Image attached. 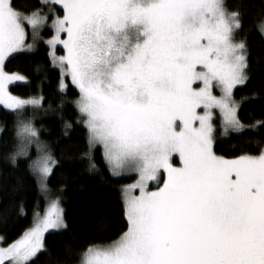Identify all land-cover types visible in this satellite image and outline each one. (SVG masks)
I'll list each match as a JSON object with an SVG mask.
<instances>
[{
	"label": "snow or ice",
	"instance_id": "1",
	"mask_svg": "<svg viewBox=\"0 0 264 264\" xmlns=\"http://www.w3.org/2000/svg\"><path fill=\"white\" fill-rule=\"evenodd\" d=\"M40 4L22 11L0 0V105L17 117L9 161L28 163L40 190L49 191L57 161L33 122L44 97L12 95L9 85L26 77L5 71V62L33 51L50 28L44 43L60 72L59 91L70 79L79 92L83 159L95 170L99 146L113 176H136L121 189L126 230L111 243L88 245L79 264H264V147L233 159L213 150L217 119L225 132L245 128L234 98L250 67L247 44L237 39L240 14L225 0ZM257 30L264 36V18ZM66 227L59 199L51 200L33 227L0 246V264H35L44 234Z\"/></svg>",
	"mask_w": 264,
	"mask_h": 264
},
{
	"label": "trees",
	"instance_id": "2",
	"mask_svg": "<svg viewBox=\"0 0 264 264\" xmlns=\"http://www.w3.org/2000/svg\"><path fill=\"white\" fill-rule=\"evenodd\" d=\"M14 3L22 11L42 8L40 0ZM225 3L230 12L240 14L242 27L237 39L247 44L250 66L249 80L235 90L236 99L242 102L238 117L247 129L218 140L214 146L216 155L233 159L245 153L257 154L264 147V128L251 127L264 121V36L257 30V23L264 18V0ZM5 69L28 79L12 85V94L25 99L44 97L43 108L36 110L33 122L57 161L47 183L51 196L60 199L67 225L45 235V249L34 259L35 264H78L80 253L88 245L111 243L126 230L121 189L132 179L113 176L99 146L92 152L96 169H89L88 161L83 159L88 151L87 132L78 123L75 107L78 89L69 79L66 93H60V72L53 67L45 45L41 44L35 52L9 58ZM27 115H32L31 109ZM16 120L12 111L0 105V237L6 241L3 246L30 229L37 213L43 214L50 201L40 190L28 163L13 166L8 159L16 143ZM65 122L71 123L72 128L66 130ZM30 151L35 159V148Z\"/></svg>",
	"mask_w": 264,
	"mask_h": 264
},
{
	"label": "rangeland",
	"instance_id": "3",
	"mask_svg": "<svg viewBox=\"0 0 264 264\" xmlns=\"http://www.w3.org/2000/svg\"><path fill=\"white\" fill-rule=\"evenodd\" d=\"M225 1H226V0H225ZM43 11H47V9L44 8ZM50 23H51V21H49V24H50ZM30 31H31V30L29 29V34H30ZM40 35H41L42 39H40V40H38V41L36 42L34 50H33V51H30V52H22V53H31V52H35V51H37L38 47H39L41 44L45 45V46L48 48V46L44 43V41H46V40H48V39L51 38V35H52L51 29H50V28H46V29H44V30L41 32ZM27 42H28V43H32V40H31L30 35H29V39H28ZM60 49H62V46L60 47ZM48 52H49V48H48ZM19 54H20V53H19ZM63 54H64V52H63L62 54H59V50L57 51V55H63ZM14 55H17V54H14ZM10 58H11V57H10ZM7 61H8V60H7ZM7 61H6V62H7ZM6 62H5V63H6ZM5 71H6V69H5ZM17 74H18V73H17ZM19 75L24 76V75H22V74H19ZM24 77H26V76H24ZM27 80H28V79H27V77H26V81H15L14 83L10 84V85H9V88H8L9 92L11 93V91H10V87H11L12 85L17 84V83H26ZM240 86H242V85H240ZM240 86H237V87H240ZM235 90H236V89H235ZM235 90H234V98H235V100L240 104V107H241L242 102H241V101H238V100L236 99V97H235ZM11 94H12V93H11ZM215 94L219 95V92L217 91ZM12 95H14V94H12ZM14 96H16V95H14ZM17 97H19V96H17ZM20 98H21V97H20ZM1 106H2V105H1ZM240 107L238 108V112H239ZM5 109H6V108H5ZM6 110H8V111H12V110H9V109H6ZM198 111H199V110H198ZM217 116H218V113H217ZM238 118H239V117H238ZM246 129H247V127L245 126V128H244L242 131H234V130L229 129L227 132H225V131L223 130V128L221 127V125H220V121H219V119H217V120H216V138H215V142H214V144H213V150H214V146H215V144H216V142H217L218 140L228 138L230 135L235 134V133H241V132H244ZM176 166H180L178 157L176 158ZM124 177H129V178L132 179V182L127 183V184L134 183V182H135V179H136L135 174H127V175H124ZM47 184H48V183H47ZM127 184H125V185H127ZM42 193L46 196V198H47L48 201H49V200L51 201V200L56 199V198H53V197L51 196V194H50L49 191H48L47 193H44V192H42ZM50 201L48 202L47 207H48ZM59 201H60V199H59ZM60 206H61V203H60ZM47 207H46V209H47ZM61 207H62V206H61ZM46 209H45V210H46ZM44 213H45V211H44ZM44 213H43V214H40L39 216L42 217V216L44 215ZM32 227H33V226H32ZM61 229H62V228H61ZM58 230H60V229H50L48 232L58 231ZM48 232H46V233L44 234V238H45V235H46ZM0 246H3V245L0 244ZM42 250H43V249H42ZM42 250H41V251H42ZM38 254H39V253H38ZM38 254H37V255H38ZM34 259H35V258H34ZM78 264H79V263H78Z\"/></svg>",
	"mask_w": 264,
	"mask_h": 264
}]
</instances>
